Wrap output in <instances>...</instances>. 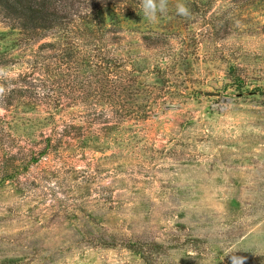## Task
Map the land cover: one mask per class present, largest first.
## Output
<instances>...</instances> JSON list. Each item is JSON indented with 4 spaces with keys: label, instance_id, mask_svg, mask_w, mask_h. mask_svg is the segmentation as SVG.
I'll return each mask as SVG.
<instances>
[{
    "label": "rangeland",
    "instance_id": "obj_1",
    "mask_svg": "<svg viewBox=\"0 0 264 264\" xmlns=\"http://www.w3.org/2000/svg\"><path fill=\"white\" fill-rule=\"evenodd\" d=\"M140 4L0 12V264H264V0Z\"/></svg>",
    "mask_w": 264,
    "mask_h": 264
},
{
    "label": "trees",
    "instance_id": "obj_2",
    "mask_svg": "<svg viewBox=\"0 0 264 264\" xmlns=\"http://www.w3.org/2000/svg\"><path fill=\"white\" fill-rule=\"evenodd\" d=\"M88 1L89 0H0V12L11 23H18L19 29L28 35L39 36L38 32L64 30V26L69 18L66 15L68 8L74 6L75 3L84 4ZM90 16H86V18L88 19ZM85 23L93 25V21L90 20H86ZM52 59L53 57L46 58L43 69L47 70L45 73L46 78H48L47 81L62 90V82L64 78L62 66L64 64H57V58H55L54 61H52ZM61 60L63 61V57ZM28 76L31 77V75ZM11 92L14 93V91ZM24 92V89L20 87L16 94L25 97L23 94ZM59 100L60 99H58V101ZM10 106L11 103L10 105L8 103L6 108ZM15 118L16 122H18V119L20 121V118L18 117H14L13 120H15ZM54 137L55 136L50 135V137L47 138L46 150L51 146ZM36 160L37 159H35V161ZM5 182L6 180H3V183Z\"/></svg>",
    "mask_w": 264,
    "mask_h": 264
},
{
    "label": "clouds",
    "instance_id": "obj_3",
    "mask_svg": "<svg viewBox=\"0 0 264 264\" xmlns=\"http://www.w3.org/2000/svg\"><path fill=\"white\" fill-rule=\"evenodd\" d=\"M141 9L143 16L149 21H156L159 16L167 14V0H141ZM176 15L184 18L192 16L191 10L184 4L176 5ZM231 264H244V259L240 257H231Z\"/></svg>",
    "mask_w": 264,
    "mask_h": 264
},
{
    "label": "water",
    "instance_id": "obj_4",
    "mask_svg": "<svg viewBox=\"0 0 264 264\" xmlns=\"http://www.w3.org/2000/svg\"><path fill=\"white\" fill-rule=\"evenodd\" d=\"M214 95V94H213ZM215 95H217V94H215Z\"/></svg>",
    "mask_w": 264,
    "mask_h": 264
}]
</instances>
